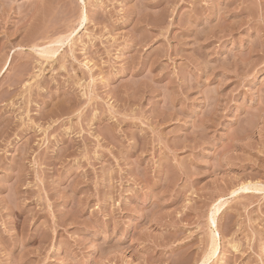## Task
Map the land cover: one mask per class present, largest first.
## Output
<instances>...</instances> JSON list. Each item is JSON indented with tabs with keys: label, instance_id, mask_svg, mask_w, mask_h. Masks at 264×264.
Returning a JSON list of instances; mask_svg holds the SVG:
<instances>
[{
	"label": "rangeland",
	"instance_id": "1",
	"mask_svg": "<svg viewBox=\"0 0 264 264\" xmlns=\"http://www.w3.org/2000/svg\"><path fill=\"white\" fill-rule=\"evenodd\" d=\"M207 256L264 264V0H0V264Z\"/></svg>",
	"mask_w": 264,
	"mask_h": 264
},
{
	"label": "bare ground",
	"instance_id": "2",
	"mask_svg": "<svg viewBox=\"0 0 264 264\" xmlns=\"http://www.w3.org/2000/svg\"><path fill=\"white\" fill-rule=\"evenodd\" d=\"M84 18V17H83ZM56 41V40H55ZM55 41H53V42H55ZM61 41V40H60ZM52 43V42H51ZM55 43H57V42H55ZM58 43H59V41H58ZM47 48H49V47H47ZM54 48H56V47H54ZM54 48H52V50H50V48L47 50V49H45V53H43L42 52V54H46L47 52L49 53V55L50 56H54L55 55V53L57 52V49H54ZM47 50V51H46ZM50 50V51H49ZM47 55V54H46ZM248 188H250V185H243L240 189L241 190H246V189H248ZM240 189H236V190H234L233 191V193H236V192H238ZM219 202V201H218ZM221 203V202H220ZM217 205V204H216ZM220 209H221V207L220 206H216L215 207V209L213 210V213H212V217H211V220H212V223L213 224H215L216 222H215V217H217L216 215H217V213H220ZM212 224V225H213ZM214 226V225H213ZM217 227V226H216ZM216 229V228H215ZM217 236L214 234V236H213V239L211 240L212 242V244H211V253H210V251H209V253L210 254H212V256H213V254L218 250V241H217V238H216ZM219 239V238H218ZM218 242V243H217ZM218 253V252H217ZM216 253V254H217ZM208 255V254H207ZM208 259H209V257L207 256L206 258H205V260L203 261V264H205L207 261H208Z\"/></svg>",
	"mask_w": 264,
	"mask_h": 264
}]
</instances>
